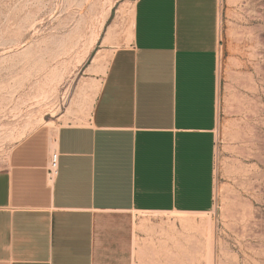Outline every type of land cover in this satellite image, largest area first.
Returning a JSON list of instances; mask_svg holds the SVG:
<instances>
[{
    "label": "crops",
    "instance_id": "crops-1",
    "mask_svg": "<svg viewBox=\"0 0 264 264\" xmlns=\"http://www.w3.org/2000/svg\"><path fill=\"white\" fill-rule=\"evenodd\" d=\"M219 46V0H137L87 123L0 168V264H133L135 213L211 212Z\"/></svg>",
    "mask_w": 264,
    "mask_h": 264
},
{
    "label": "rangeland",
    "instance_id": "rangeland-1",
    "mask_svg": "<svg viewBox=\"0 0 264 264\" xmlns=\"http://www.w3.org/2000/svg\"><path fill=\"white\" fill-rule=\"evenodd\" d=\"M137 0H0V168L38 129L84 125ZM215 203L134 214L133 264H264V0H219Z\"/></svg>",
    "mask_w": 264,
    "mask_h": 264
},
{
    "label": "built area",
    "instance_id": "built-area-1",
    "mask_svg": "<svg viewBox=\"0 0 264 264\" xmlns=\"http://www.w3.org/2000/svg\"><path fill=\"white\" fill-rule=\"evenodd\" d=\"M57 162H56V155L52 154L51 159H50V164H49V171L50 173H54L56 170Z\"/></svg>",
    "mask_w": 264,
    "mask_h": 264
},
{
    "label": "bare ground",
    "instance_id": "bare-ground-1",
    "mask_svg": "<svg viewBox=\"0 0 264 264\" xmlns=\"http://www.w3.org/2000/svg\"><path fill=\"white\" fill-rule=\"evenodd\" d=\"M151 214V213H150ZM152 214H154V213H152Z\"/></svg>",
    "mask_w": 264,
    "mask_h": 264
}]
</instances>
